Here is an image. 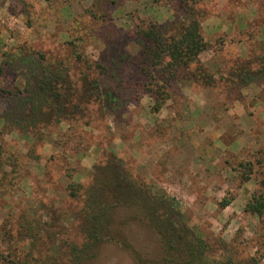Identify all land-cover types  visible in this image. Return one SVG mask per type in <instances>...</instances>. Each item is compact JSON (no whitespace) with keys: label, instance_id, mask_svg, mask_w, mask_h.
<instances>
[{"label":"rangeland","instance_id":"1","mask_svg":"<svg viewBox=\"0 0 264 264\" xmlns=\"http://www.w3.org/2000/svg\"><path fill=\"white\" fill-rule=\"evenodd\" d=\"M92 2L0 0V62L5 51L24 45L64 60L74 80L87 84L97 78L99 61L110 69L103 77L106 84L117 86L122 95L120 105L114 102L110 108L93 102L84 118L47 128L43 139L19 131L5 136L6 150L19 153L22 171L7 192L0 188V251L23 256L31 250L30 240L18 237L19 217L26 214L42 219L34 255L75 264L71 245L84 241L77 216L81 201L68 187L76 182L88 186L94 165L114 152L133 174L176 199L183 220L206 238L212 256L264 264V217L245 211L252 194L264 191L256 165L264 154V73L259 71L264 61V0H201L195 5L202 26L214 15L224 22L221 34L203 26L210 46L200 59L217 80L212 86L181 80L159 111L154 110L157 101L143 90L138 63H126L117 80L110 75L119 71L118 61L140 59L135 24L152 20L169 29L173 18L188 19L187 12L178 0H120L106 7L109 17L102 21L93 20ZM235 24L246 28L236 32ZM195 68L192 64L191 70ZM246 68L250 75L243 76ZM4 80L11 84L14 77L5 74ZM202 89L204 102L193 94ZM237 98L242 103H235ZM11 109L12 104L0 101V129ZM242 110L251 113L249 118L240 116ZM235 140L239 143L233 145ZM29 149L42 159L34 160ZM240 161H252L257 171L247 183L237 169ZM225 200L230 201L226 207ZM127 214L119 211L114 227L152 264L162 255L160 243L139 222L124 221ZM79 264L136 263L119 243L106 242L97 257Z\"/></svg>","mask_w":264,"mask_h":264},{"label":"trees","instance_id":"2","mask_svg":"<svg viewBox=\"0 0 264 264\" xmlns=\"http://www.w3.org/2000/svg\"><path fill=\"white\" fill-rule=\"evenodd\" d=\"M119 1L93 0L89 9L93 20H107L106 7ZM178 1L188 19L173 18L169 29L152 20L135 24L132 33L141 45L140 59L135 61L138 57H131L134 61H118L121 65L119 71L110 75L117 80L126 63H138L143 90L157 101L155 111L161 110L165 102L172 99L169 90L181 80L202 81L209 86L216 81L200 59V54L210 46L203 35L202 21L196 16L195 5L201 0ZM27 15L31 20L30 9ZM26 47L20 45L5 51L0 62V101L12 104L10 114L2 117L3 128L0 129V188L5 192L14 185L22 171L19 153L11 154L6 150L5 136L9 132L19 131L40 140L45 137L47 128H58L62 123L71 124V120L84 118L93 102H103L110 108L114 102L120 105L122 97L115 91L117 86H109L104 81L103 77L110 69L99 61L95 63L99 71L97 78L87 84L84 79L79 83L74 80L70 64ZM192 64H196L194 71L191 70ZM87 65L89 69L93 68V64ZM259 71L264 73V61ZM5 74L14 77L11 84L4 80ZM245 75H250L247 68ZM34 152L29 149L28 153L34 160H41V155ZM256 165L258 173L262 174L259 184L264 188V154L262 159H257ZM237 169L246 183L257 173L252 161H240ZM68 189L71 196L81 201L77 216L84 241L80 246L71 245V259L75 264L97 257L106 242H117L126 248L136 264H151L129 242L124 232L114 227L117 214L123 209L128 212L124 221L139 222L157 237L162 255L152 264H238L230 255L225 258L212 256V247L206 238L183 220L176 199L157 192L152 184L133 174L125 160L114 152L94 165L93 179L88 186L76 182ZM229 204V200L223 202L224 207ZM245 211L252 216L264 217V191L252 194ZM41 231V218L26 214L19 217V240H30L31 250L38 247ZM31 250L23 256L0 251V264H57L56 257L36 256Z\"/></svg>","mask_w":264,"mask_h":264},{"label":"crops","instance_id":"3","mask_svg":"<svg viewBox=\"0 0 264 264\" xmlns=\"http://www.w3.org/2000/svg\"><path fill=\"white\" fill-rule=\"evenodd\" d=\"M205 25H207L209 28L211 27L210 30H212L213 34H218V33L221 34L224 32V29H223L224 28V22L217 15L211 16V17H209V19H206L203 23V26H205ZM245 28L246 27H243L240 24H235V29L237 30L236 32L243 31V29H245ZM217 76H218L217 74H214L215 80H217ZM242 92H245V91L242 90ZM204 93H205V91L203 89L200 91H193V94L195 95V97H197V99H199L200 96L203 97V102L205 101V97H204L205 94ZM245 94H247V92ZM236 102H240L238 98L236 99L235 103ZM240 103H242V102H240ZM242 109H243V105H242ZM239 113L241 114V115L239 114L240 116H246L247 118H249V116L251 115V113H247L246 111H243V110ZM220 137L221 136L219 135L218 138H220ZM238 143L239 142L237 140H235L232 144L234 145V144H238Z\"/></svg>","mask_w":264,"mask_h":264}]
</instances>
